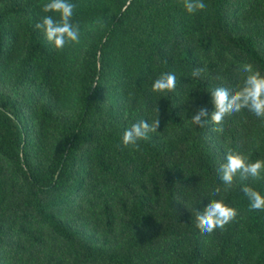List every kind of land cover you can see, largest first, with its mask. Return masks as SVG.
Listing matches in <instances>:
<instances>
[{"label":"trees","instance_id":"trees-1","mask_svg":"<svg viewBox=\"0 0 264 264\" xmlns=\"http://www.w3.org/2000/svg\"><path fill=\"white\" fill-rule=\"evenodd\" d=\"M45 2L0 0V264H264V211L241 191L264 195V181L210 195L229 149L264 160V121L190 122L242 65L264 75V0L195 14L182 0H70L80 42L61 51L34 29ZM161 73L175 91L151 92ZM157 115L158 133L121 147ZM221 198L236 219L202 233L194 209Z\"/></svg>","mask_w":264,"mask_h":264},{"label":"clouds","instance_id":"clouds-1","mask_svg":"<svg viewBox=\"0 0 264 264\" xmlns=\"http://www.w3.org/2000/svg\"><path fill=\"white\" fill-rule=\"evenodd\" d=\"M75 7L70 0H46L42 5L41 11L44 15L35 23L34 29L41 31L57 51L63 50L68 44L80 42L79 26L73 23ZM182 7L186 13L195 14L203 11L207 5L204 0H182ZM205 72L204 68H195L191 75L193 78H199ZM241 72L244 74L242 82L235 88L221 86L211 91L210 98L214 110L209 114L207 108H199L190 119L191 124L204 128L210 121L213 125L212 131L222 133L225 118L245 109L264 121V75L250 63L242 65ZM176 86L175 73H161L153 81L150 90L156 94H167L175 91ZM155 110L158 114L157 107ZM159 126L158 115L151 122L146 119L138 120L124 130L121 147L138 150L139 142L150 140L151 134L158 133ZM217 173L221 186L213 187L210 193L213 197L220 196L222 192L227 193L237 179L264 181V160L251 161L248 156L229 149ZM241 191L249 201L250 211H264V195L247 185L242 186ZM194 214L196 227L204 234H211L216 229L225 230L238 215L237 210L225 204L222 198L210 199L203 209H194Z\"/></svg>","mask_w":264,"mask_h":264}]
</instances>
